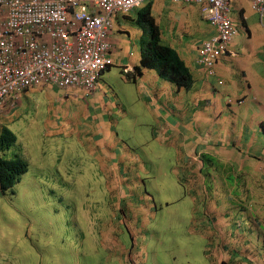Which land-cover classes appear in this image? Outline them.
<instances>
[{"label":"crops","instance_id":"0c3cea01","mask_svg":"<svg viewBox=\"0 0 264 264\" xmlns=\"http://www.w3.org/2000/svg\"><path fill=\"white\" fill-rule=\"evenodd\" d=\"M200 10L193 2L142 0L113 13L111 64L95 88L42 84L15 95L0 111V135L6 129L14 137L7 124L24 114L26 123H35L27 131L49 142L7 139L0 149L13 155L0 157L31 168L36 165L29 162L54 159V172L62 169L66 177L78 154L102 177L130 183H116L122 194L133 184L140 193V178L152 184L167 176L183 194L179 203L190 201L178 217L189 223L181 240L198 235L206 241L213 253L203 255L205 264H264V27L249 0H229L236 33L208 73L198 49L215 29ZM152 30L186 72L181 82L141 64ZM148 207L133 212L140 225Z\"/></svg>","mask_w":264,"mask_h":264},{"label":"rangeland","instance_id":"374dc122","mask_svg":"<svg viewBox=\"0 0 264 264\" xmlns=\"http://www.w3.org/2000/svg\"><path fill=\"white\" fill-rule=\"evenodd\" d=\"M22 107L30 111L33 104ZM25 118L20 114L7 124L14 135L11 144L22 142L23 136L39 146L47 144V138L36 140L34 131H27L35 123ZM6 150L0 149V156L11 157L2 153ZM54 164V159L29 162L35 168L25 164L26 173L0 189V264H205L203 255L213 253L198 235L181 240L189 223L178 217L188 211L190 201L179 203L183 194L167 176L152 184L147 183L150 178H140L135 181L141 183L140 193L132 183L133 190L122 188V194L116 183H130L102 177L78 154L70 161L69 176L62 169L54 172ZM147 205V223L141 226L133 212Z\"/></svg>","mask_w":264,"mask_h":264},{"label":"built area","instance_id":"2783aa9c","mask_svg":"<svg viewBox=\"0 0 264 264\" xmlns=\"http://www.w3.org/2000/svg\"><path fill=\"white\" fill-rule=\"evenodd\" d=\"M201 6L215 29L198 49V62L212 72L236 33L229 0H173ZM264 27V0H249ZM142 0H0V111L17 93L33 86L93 90L111 64L107 34L111 15L126 13ZM89 6L96 9L90 11Z\"/></svg>","mask_w":264,"mask_h":264},{"label":"trees","instance_id":"16d2710c","mask_svg":"<svg viewBox=\"0 0 264 264\" xmlns=\"http://www.w3.org/2000/svg\"><path fill=\"white\" fill-rule=\"evenodd\" d=\"M143 12V9H141V15H143ZM140 62L146 66L156 67L160 73L172 78L177 83L181 82V79L187 78L186 72L183 71L174 53L158 43V38L156 34L154 35V30H152V40L149 43L148 49L141 54ZM9 136L10 138H8ZM7 139L9 141L11 140V134L8 130L3 129L0 135V142L6 143L8 141ZM25 168V163L17 158L0 157L1 191L6 187L12 186L15 180H17L19 173L24 172Z\"/></svg>","mask_w":264,"mask_h":264}]
</instances>
